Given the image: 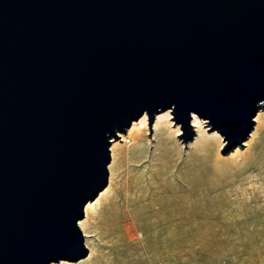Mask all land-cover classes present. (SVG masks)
I'll use <instances>...</instances> for the list:
<instances>
[{
  "label": "water",
  "instance_id": "obj_1",
  "mask_svg": "<svg viewBox=\"0 0 264 264\" xmlns=\"http://www.w3.org/2000/svg\"><path fill=\"white\" fill-rule=\"evenodd\" d=\"M264 105V0H0V264L78 261L111 145L193 115L228 152Z\"/></svg>",
  "mask_w": 264,
  "mask_h": 264
},
{
  "label": "rangeland",
  "instance_id": "obj_2",
  "mask_svg": "<svg viewBox=\"0 0 264 264\" xmlns=\"http://www.w3.org/2000/svg\"><path fill=\"white\" fill-rule=\"evenodd\" d=\"M166 112L151 136L144 114L112 139L108 186L81 229L88 254L51 264H264V105L228 152L204 119L185 143Z\"/></svg>",
  "mask_w": 264,
  "mask_h": 264
},
{
  "label": "bare ground",
  "instance_id": "obj_3",
  "mask_svg": "<svg viewBox=\"0 0 264 264\" xmlns=\"http://www.w3.org/2000/svg\"><path fill=\"white\" fill-rule=\"evenodd\" d=\"M168 116L170 117L171 116V113L170 112H166V113H163L161 115H157L156 117V120L157 122L160 121V120H165V119H168ZM140 124H144V123H147V116H144L140 121H139ZM192 123L194 124V126L197 127V130L202 127V119H200L197 115H193V118H192ZM137 125L138 123H134L133 124V128L132 129H136L137 128ZM139 128V127H138ZM217 137H219L221 139V135L216 132L214 133ZM130 137V136H129ZM132 137V136H131ZM95 206L93 205V203H89L86 208H85V211L87 212V218L85 220H81L80 223H79V226L80 228L83 230V231H87L89 230V225L92 224V219L94 218V213L93 211L95 210ZM126 226V225H125ZM91 228V227H90ZM127 229L129 230V232L131 233L132 232V227L129 225L127 227Z\"/></svg>",
  "mask_w": 264,
  "mask_h": 264
}]
</instances>
